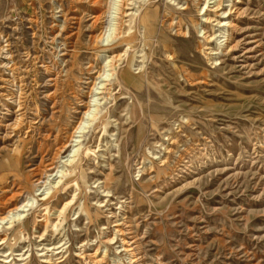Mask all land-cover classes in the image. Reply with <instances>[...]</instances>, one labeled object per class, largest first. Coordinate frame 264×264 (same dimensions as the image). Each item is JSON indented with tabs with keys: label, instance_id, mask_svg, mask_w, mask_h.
<instances>
[{
	"label": "rangeland",
	"instance_id": "obj_1",
	"mask_svg": "<svg viewBox=\"0 0 264 264\" xmlns=\"http://www.w3.org/2000/svg\"><path fill=\"white\" fill-rule=\"evenodd\" d=\"M204 1L180 10L183 0H147L156 32L131 52L136 82L108 101L110 115L96 126L95 136L81 138L95 151L105 128L100 152L88 151L82 162L86 176L76 201L43 241L44 225L38 222L43 190L34 192L46 176L33 178L36 149L23 146L24 134L7 129L13 117L0 118V208L14 203L8 208L13 209L36 196L27 217L11 230L1 229L0 239H8L0 243V264L5 257L10 264H264V0H234L228 48L217 65L203 52L205 33L219 28L204 22L199 5ZM61 9L76 16L84 11L80 34L69 44L76 53L66 60L79 57L85 78H96L104 57L122 51H99L89 43L90 35L99 34L92 24L103 12L98 28L109 30L111 5L0 0V47L9 45L16 65L0 66V75L8 78L15 68L29 105L41 104L49 113L42 93L53 89L42 87L45 68L60 65L62 48L60 40L55 44L53 25L62 20L56 18ZM4 57L0 61L9 62ZM90 63L95 69L87 74ZM73 81L88 101L87 80ZM13 89L21 93L19 83ZM16 109L1 108L0 117ZM64 119L62 143L69 144L79 116L70 110ZM73 192L59 193L49 207H62Z\"/></svg>",
	"mask_w": 264,
	"mask_h": 264
},
{
	"label": "bare ground",
	"instance_id": "obj_2",
	"mask_svg": "<svg viewBox=\"0 0 264 264\" xmlns=\"http://www.w3.org/2000/svg\"><path fill=\"white\" fill-rule=\"evenodd\" d=\"M68 1L72 3L74 8L85 1H94L95 4L103 2L105 5H111L114 12L109 30L104 32L102 27L98 28V21L104 14L103 12L92 24L93 29L95 28L94 32L99 31V34L90 35L89 43L92 45H99V51L105 49L116 50L119 48H121L122 51L118 54L104 57V66L97 72L98 76L96 78H85V74L81 72L82 70L78 66L79 57L76 58L75 56L76 60L74 62L66 60L67 57L72 59L73 55L76 53V51H73L74 53L69 51V44H72L74 38L80 34L79 32L81 31L84 11L80 13L81 16H76L72 15V10L70 9L67 11L61 9L56 12L60 14V16L56 18H62V20L53 25V38L55 44L57 45V40H60L59 45L60 48H62L60 65L56 69L52 68L53 65L45 68L46 75L42 87L47 88L48 86H51L53 89L52 91L47 90L42 93V95L48 99V102H50V113L48 110L42 111L41 108L43 107L40 106L41 104L35 105L34 107L33 105H29V101L23 96L24 85L20 80L21 78H19L20 76L15 77L13 73V70H16L15 68H13L12 73L9 72L10 75L8 78L3 77V74V76L0 75V109L3 108V110L10 112L11 108L14 106L17 108L12 115H6L7 113H3L5 116L0 118L6 120L9 117H13L8 120L9 124L6 125L7 129L11 131V134L18 135L19 137L24 134L23 146L25 148L30 146V151L36 149L34 159L39 160V163L38 165L31 167L32 169L30 172L32 173L33 178H37L36 181L39 182L44 179V176H46V180L34 192L35 194H38L43 190V192L38 195L41 196V200L44 201L42 207L38 210V214H40L38 222L44 225L45 230L39 237V240L41 241L44 240L46 232L49 233L51 229L60 223L62 218L66 215L69 207L76 201L80 189L78 187L79 181L86 176L82 162L86 159L87 152L91 151V147L86 148V145L83 144L84 141H82L81 138L85 137V134L90 133L92 136H95L96 126L101 124L102 121H105L110 115V110L106 106L108 101L113 97L115 98L123 87H129L135 84L136 78L131 72V66H136V55L131 54V52L133 49H136L135 45L141 41V38L145 41L151 34L156 32V19L154 14L147 10V0ZM169 1L174 2V0ZM183 1L184 3L181 6H179L181 2L176 5L177 7L179 6L180 10H188L189 8L187 5L189 2L199 0ZM226 3L229 4L225 5ZM233 3L234 0H215L214 2H212V0H205L204 3H199L201 6L200 12L204 13V22L209 26L211 24L219 27L217 31L213 30V34H208L206 32L204 35L203 52L211 65H217L220 61V55L226 48H228L230 37L228 28L231 25L229 18L234 7ZM60 7H62V5ZM180 31V28L177 29V32ZM180 33H182V31ZM3 39V36L0 34V41ZM8 46L9 45L0 47V60H2L4 55V58L10 59L7 63L0 61V66L7 68H9V66L15 67L16 65L12 64L14 60L11 59V56L9 57V51L5 48ZM141 52H143V50ZM138 66H140V64ZM94 69L93 64L90 63L87 68L88 71H86L87 74L94 71ZM77 72H79L80 77L76 76ZM74 79L79 82H81L82 79L87 80L84 84L90 85V89L88 88V101L83 99L84 94H81L78 90L80 89L81 84H77L79 87L78 89L75 88L76 84L73 81ZM18 83L21 92L19 95L16 94V91L13 89ZM99 101H104V106L101 107L98 103ZM70 110L76 112L79 116V120L73 128L70 138L71 141L68 144L62 143V134L64 130V116L70 112ZM105 134L106 131L103 127L101 135L96 138V142H94L96 143L95 151L91 152H100L103 147L102 138ZM52 151L53 153H51ZM65 154L67 155L63 156ZM101 157L104 158V154H102ZM56 160L59 162H56ZM63 161L64 164H66V168L60 167V164H62ZM48 184L49 187H47ZM98 184L101 186V183ZM105 188V186L100 187L101 190ZM73 189L74 192L72 193L70 200H67L62 207L57 208V205L52 209L49 207L51 199L57 197L61 192L65 193L73 191ZM52 190H54L53 193ZM103 194H105V197H110V192L107 191V189L103 190ZM14 195L15 194L12 196L14 197ZM35 197L36 196L26 199L21 204L15 205L13 209L10 208V210L8 208L14 203H12V205L9 204L10 206L8 207H4L5 204H2L3 206L0 208V234L4 232L1 231V229L11 230L15 226L14 223L16 221H20L28 216L26 214L33 206V202L36 200ZM118 232L120 231L118 230L117 233ZM7 239V235L4 237L2 236L0 243H5ZM51 250L52 249L49 248L43 249V251H47V253L52 252V254H54L53 256H57V253L55 255L53 250ZM123 251L129 252L131 249L123 246ZM62 253L63 250L59 252L58 255H62ZM46 255L47 254H43L41 256ZM22 256L23 255L20 254V258H23ZM46 259L48 261H53V258ZM2 263L10 264L9 257H5Z\"/></svg>",
	"mask_w": 264,
	"mask_h": 264
}]
</instances>
